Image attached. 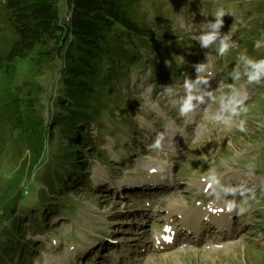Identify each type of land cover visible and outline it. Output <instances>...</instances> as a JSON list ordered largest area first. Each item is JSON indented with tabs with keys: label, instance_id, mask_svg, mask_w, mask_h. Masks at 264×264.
Here are the masks:
<instances>
[{
	"label": "rangeland",
	"instance_id": "374dc122",
	"mask_svg": "<svg viewBox=\"0 0 264 264\" xmlns=\"http://www.w3.org/2000/svg\"><path fill=\"white\" fill-rule=\"evenodd\" d=\"M263 2L137 0L133 8L152 28L156 54L140 50L143 63L115 84L114 104L101 119L106 125L89 129L97 150L84 155L86 178L58 197V214L44 230L29 231L36 210L40 218L49 207L41 201L46 162L35 171L27 201L18 207V216L31 213L23 224L25 242L7 249L6 264H121L126 257L125 264H264V90L262 81L249 83L254 69L247 61L255 59L246 49L254 41L264 55V30L257 25L264 19ZM219 10L225 16L218 37L202 47L199 37L214 31ZM222 40L229 45L224 55L218 51ZM30 67L27 60L16 61L4 84H22ZM49 74L35 80L48 87ZM189 98L192 109L182 115ZM5 129L3 192L28 155L26 146L12 142L19 132ZM47 147L49 157L56 154L55 144ZM153 177L168 189L145 198L151 192L142 185L139 194L135 186ZM208 208L222 209V216L229 212L230 230L211 234L214 241L198 244L193 236L188 244L156 250L158 238L182 216Z\"/></svg>",
	"mask_w": 264,
	"mask_h": 264
},
{
	"label": "trees",
	"instance_id": "16d2710c",
	"mask_svg": "<svg viewBox=\"0 0 264 264\" xmlns=\"http://www.w3.org/2000/svg\"><path fill=\"white\" fill-rule=\"evenodd\" d=\"M136 2L0 0V128L17 130L13 144L28 150L7 181L8 189L0 188V264L8 261V248L18 249L25 242L23 224L31 213L18 216V207L27 201L25 189L35 171L46 162L40 174L45 185L41 201L49 207L40 218L36 210L29 231L44 230L58 214V197H66L86 178L84 155L97 150L89 129L102 131L106 125L101 119L114 104L115 84H122L143 63L140 50L156 54L150 42L154 32L138 19ZM263 7L264 2L259 10ZM257 25L264 30V19ZM246 49L255 63L264 59L254 41ZM26 60L31 66L27 79L17 86L5 85L15 62ZM46 71L48 87L35 80ZM55 78H60L57 85ZM0 134L1 150L8 144V131ZM54 144L56 154L49 157L47 146Z\"/></svg>",
	"mask_w": 264,
	"mask_h": 264
},
{
	"label": "clouds",
	"instance_id": "9594fccd",
	"mask_svg": "<svg viewBox=\"0 0 264 264\" xmlns=\"http://www.w3.org/2000/svg\"><path fill=\"white\" fill-rule=\"evenodd\" d=\"M225 16V12L223 10H219L215 14V23L211 24V27L214 29V31L203 34L199 37V42L202 47H208L211 45L218 37V29L223 26V17ZM227 39V38H225ZM229 49L228 43L225 42V40L221 41L220 47L218 49L220 55H224ZM247 63L251 64L252 68L254 69L253 72L249 73V83L256 82L258 83L260 81V78L264 76V60H261L257 63H253L252 61H247ZM198 70H203V66H199ZM236 105L242 104L243 101H235L234 102ZM192 109L191 105V98L186 100L184 105L182 106L181 109V114H186ZM235 107L232 108V111L235 112ZM241 131H244L243 124H241L240 127ZM155 147H159V141L156 142ZM231 210V209H229ZM241 213L244 212V209L241 208L240 210Z\"/></svg>",
	"mask_w": 264,
	"mask_h": 264
},
{
	"label": "bare ground",
	"instance_id": "6f19581e",
	"mask_svg": "<svg viewBox=\"0 0 264 264\" xmlns=\"http://www.w3.org/2000/svg\"><path fill=\"white\" fill-rule=\"evenodd\" d=\"M237 182H239L238 180H236ZM240 183V182H239ZM135 187H137L138 189L141 187V184L139 183L137 186H135ZM138 191H141V190H138ZM174 206H177V205H174ZM179 207L180 206H177V209H179ZM212 212L213 213H218L219 215H215V214H213L214 216L212 217V226H215L216 227V230H218V229H224V227H226L227 226V224H226V220L225 219H223L222 218V216L220 215V214H222V211L221 210H219V209H212ZM192 214L193 215H196V216H202V214H201V212H199V211H197V210H194V211H192ZM215 216H218L217 218H215ZM202 219H192L191 220V222H189V223H187V226H191L192 228H195V227H197L198 225H202ZM211 230H212V228H211ZM185 231H181L180 233H184ZM143 234L142 235H144V232H142ZM192 233V232H191ZM140 236H142L141 235V233H138ZM167 239H169L170 240V236L168 235L167 236ZM214 240V239H213ZM168 243H171V242H167V244Z\"/></svg>",
	"mask_w": 264,
	"mask_h": 264
},
{
	"label": "snow or ice",
	"instance_id": "6c2138e0",
	"mask_svg": "<svg viewBox=\"0 0 264 264\" xmlns=\"http://www.w3.org/2000/svg\"><path fill=\"white\" fill-rule=\"evenodd\" d=\"M153 171H155V170H153ZM166 230H168V229H166Z\"/></svg>",
	"mask_w": 264,
	"mask_h": 264
}]
</instances>
